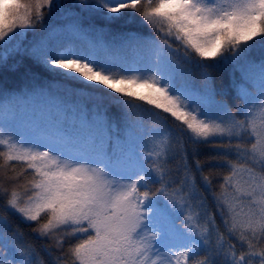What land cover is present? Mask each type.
<instances>
[{
	"label": "snow or ice",
	"instance_id": "snow-or-ice-1",
	"mask_svg": "<svg viewBox=\"0 0 264 264\" xmlns=\"http://www.w3.org/2000/svg\"><path fill=\"white\" fill-rule=\"evenodd\" d=\"M54 12L65 23L24 44V30L45 32ZM121 22L154 35L129 31L118 45L98 38ZM0 49L8 53L0 52V67L22 56L61 78L0 93V174L7 181L0 180V196L53 246L67 245L63 264H264V59L251 57L264 51V0H0ZM181 49L202 69L203 91L191 88L172 59ZM218 64L241 73L235 111L207 87V70ZM113 105L119 121L109 115ZM29 106L25 131L16 134ZM160 113L194 148L216 149L214 159L227 166L213 194L224 231L198 210L203 201L195 203L187 152L179 179L173 171L181 168L168 167L171 130L150 119ZM230 153L251 166L238 167L226 159ZM196 169L203 173L199 161ZM8 229L0 214V249ZM34 255L30 245L14 246L10 255L0 251V264H44Z\"/></svg>",
	"mask_w": 264,
	"mask_h": 264
},
{
	"label": "trees",
	"instance_id": "trees-1",
	"mask_svg": "<svg viewBox=\"0 0 264 264\" xmlns=\"http://www.w3.org/2000/svg\"><path fill=\"white\" fill-rule=\"evenodd\" d=\"M74 0H65L66 4H72ZM47 11V9H45ZM65 21L61 16H58L55 12L46 17L45 32H40L37 29L36 35L33 34L32 30H24L27 35L22 37L24 44L31 43L34 39H38L40 35H44L48 28L52 26H59L64 24ZM95 23L99 27H103V21L100 18H96ZM17 31H21L17 29ZM129 31L139 32L143 35H154L151 30L146 26H142L139 23L136 24H126L121 22L116 25H112L106 29V32L102 37H98L104 43L109 45H118L123 37L124 33ZM178 46L177 43H173V48ZM0 52H5L8 55L6 49H0ZM172 59L179 65V71H182L190 80V85L193 90H201L205 88V81L202 78V69L198 67L195 62L189 63L183 56V49L180 52H172ZM251 57L256 62L264 59V51L260 49H255L251 53ZM207 63H214L209 61ZM59 71V70H58ZM210 80L207 82V87L214 90L215 99L218 102H223L229 105V107L235 111L237 105L241 104V101L237 98V88L236 84L243 83L241 80V73L239 70H233L231 64H218L207 70ZM60 77L53 76L49 71H46L41 65L36 64L27 57L11 55L7 63L0 67V93L5 96L18 95L25 92L28 89L47 86L50 82L55 80H60ZM76 86V85H73ZM245 87L249 92L255 96L256 89L250 84H245ZM107 91V90H105ZM32 106H29L26 110L22 111L21 116L18 118V122L14 125L16 134H19L25 127L27 120H21L23 115L27 114V117H31ZM109 115L112 119L119 121L120 110L113 105L109 110ZM167 114L160 113V116L150 117V119L158 120L161 124L171 130L174 145V156L168 167L175 170L176 168H181L180 157L183 153L187 152V163L191 167V174L195 178L197 185V199L195 203L197 205L203 204L200 210L201 212L206 211L208 214L215 217L217 225H219L221 231H224V226L221 220V216L216 206V201L213 198V194H219L220 184L223 181V177L228 174V168L224 165L223 161L215 158L216 149L211 146L200 145L195 147L189 142V134L187 132L181 133L179 131V126L171 118L161 119V117H166ZM244 146L250 147L253 142L252 139L247 138V134H243ZM235 140V138H234ZM148 148L152 147L151 141L146 139ZM182 145V146H181ZM236 163L238 167H249L248 163H245L243 159L238 160L235 154L230 153L226 158ZM197 161L203 166V173L197 171L196 163ZM15 163V162H13ZM10 174V173H9ZM182 168L180 172L173 171V176L176 179L182 175ZM246 173H241L238 179L243 180L246 178ZM202 176H207L211 181L210 186H206L202 180ZM0 180L6 179L0 174ZM0 214L7 217L9 221L8 233L6 237L11 236L7 239V247L0 249L4 255H10V249L14 246L19 247L21 245H30L34 249L35 255L32 257L34 261H43L44 264H57V257L60 258L61 264L65 259L64 251H66L67 245H65V250L62 251L58 247L53 246V242L45 237L40 236L33 229L35 224L26 222L20 218L15 213L4 208V197L0 196ZM225 238L227 239V234L225 233ZM235 242V241H233Z\"/></svg>",
	"mask_w": 264,
	"mask_h": 264
},
{
	"label": "rangeland",
	"instance_id": "rangeland-1",
	"mask_svg": "<svg viewBox=\"0 0 264 264\" xmlns=\"http://www.w3.org/2000/svg\"><path fill=\"white\" fill-rule=\"evenodd\" d=\"M28 115L27 114H25V115H23V117H22V119L21 120H24V121H29L30 120V118L29 117H27ZM25 131V128L22 130V131H20L19 133H22V132H24Z\"/></svg>",
	"mask_w": 264,
	"mask_h": 264
}]
</instances>
